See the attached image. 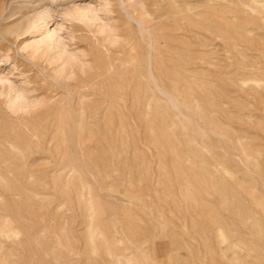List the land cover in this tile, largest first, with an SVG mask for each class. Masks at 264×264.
I'll use <instances>...</instances> for the list:
<instances>
[{
    "label": "rangeland",
    "instance_id": "rangeland-1",
    "mask_svg": "<svg viewBox=\"0 0 264 264\" xmlns=\"http://www.w3.org/2000/svg\"><path fill=\"white\" fill-rule=\"evenodd\" d=\"M105 1L112 44L63 15ZM105 1L0 0L38 100L0 94V264H264V0ZM53 29L69 77L27 47Z\"/></svg>",
    "mask_w": 264,
    "mask_h": 264
},
{
    "label": "bare ground",
    "instance_id": "bare-ground-1",
    "mask_svg": "<svg viewBox=\"0 0 264 264\" xmlns=\"http://www.w3.org/2000/svg\"><path fill=\"white\" fill-rule=\"evenodd\" d=\"M108 2L105 1L103 3H98L97 5L87 3L84 5L78 4L65 10L63 15L66 16V19L68 20L77 21L80 24L82 23L84 26L88 27L92 33L101 35L105 41L112 44L117 41L119 35L117 33L118 26L112 24L113 19L110 17L111 10L108 8ZM124 6L127 8L130 7L133 12L136 11V13L141 16L148 14V11L141 0H124ZM52 13L51 8L41 10L35 21L39 19L45 20L47 18L50 20ZM30 22L31 20L28 21V24ZM56 30L53 29L46 31V34H44L42 38L27 44V47L32 50L33 54L40 52L41 55H47L50 63L56 64L58 66L57 69L69 77L74 74L75 68L82 66L83 58L78 54L79 52H71L69 51L70 49H67L64 37H61ZM14 32H16V30L12 31V33ZM81 52L83 53L84 51ZM85 59L83 60L85 61ZM3 77L0 76V94H2V92L6 94L10 108L15 111L20 109L25 111V109H29L36 105L35 103H37L38 100L32 99L18 89L17 86L8 83L7 79H4Z\"/></svg>",
    "mask_w": 264,
    "mask_h": 264
}]
</instances>
